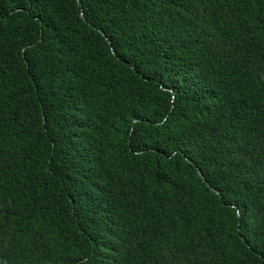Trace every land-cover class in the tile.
Wrapping results in <instances>:
<instances>
[{
    "label": "trees",
    "instance_id": "trees-1",
    "mask_svg": "<svg viewBox=\"0 0 264 264\" xmlns=\"http://www.w3.org/2000/svg\"><path fill=\"white\" fill-rule=\"evenodd\" d=\"M259 45L264 0H0V231L36 264H264ZM91 148L96 222L61 185Z\"/></svg>",
    "mask_w": 264,
    "mask_h": 264
},
{
    "label": "clouds",
    "instance_id": "clouds-1",
    "mask_svg": "<svg viewBox=\"0 0 264 264\" xmlns=\"http://www.w3.org/2000/svg\"><path fill=\"white\" fill-rule=\"evenodd\" d=\"M218 25L219 23L213 30L208 32L209 37L216 39ZM222 36L227 39L228 43L235 42V35L229 30H225ZM220 37L221 32L217 39H220ZM254 58H264V46L259 45L254 49ZM207 89L209 88L207 87ZM209 90L210 93H213L216 97L223 96L228 99L230 95V88L225 81H222V84L219 87ZM52 146L54 147L55 145L53 144ZM109 155L119 157L116 149L114 148L112 153H108V156L105 158V163L109 160ZM169 155L171 156V154ZM89 157L93 158L98 163L104 164L102 154L96 148H91L89 156H77L73 153L67 163V172L64 179L61 181V185L66 187L68 196L73 203H75L79 215L86 221H91L95 217L96 222L100 214L108 212L109 207L101 206V201L105 196V194L103 195V192L101 191V187L105 188V185L103 183L100 185L97 178L85 171V165L89 164ZM187 161L189 160L187 159ZM18 203H20L19 197L16 196L13 191L8 192L5 198L0 201V219L2 221L7 220L10 217L14 206ZM52 210L53 209L50 211V227L54 222ZM129 215L132 216L131 214ZM40 243L43 245L42 241H40ZM172 262L173 252L169 255L155 256V258L149 261V264H171ZM0 264H36V258L34 255L21 251L19 242L13 232L0 231ZM121 264L139 263L136 261H126Z\"/></svg>",
    "mask_w": 264,
    "mask_h": 264
}]
</instances>
